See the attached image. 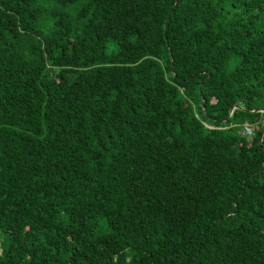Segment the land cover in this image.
I'll list each match as a JSON object with an SVG mask.
<instances>
[{
    "label": "trees",
    "instance_id": "obj_1",
    "mask_svg": "<svg viewBox=\"0 0 264 264\" xmlns=\"http://www.w3.org/2000/svg\"><path fill=\"white\" fill-rule=\"evenodd\" d=\"M263 110L264 0H0V264H264Z\"/></svg>",
    "mask_w": 264,
    "mask_h": 264
},
{
    "label": "built area",
    "instance_id": "obj_2",
    "mask_svg": "<svg viewBox=\"0 0 264 264\" xmlns=\"http://www.w3.org/2000/svg\"><path fill=\"white\" fill-rule=\"evenodd\" d=\"M247 133L249 134V135H253L254 134V129L252 128V127H247Z\"/></svg>",
    "mask_w": 264,
    "mask_h": 264
},
{
    "label": "water",
    "instance_id": "obj_3",
    "mask_svg": "<svg viewBox=\"0 0 264 264\" xmlns=\"http://www.w3.org/2000/svg\"><path fill=\"white\" fill-rule=\"evenodd\" d=\"M235 107H240L239 105L235 106ZM233 109L232 108V112H233ZM264 111V110H263ZM263 138H264V123H263V132H262V137H261V142L263 141Z\"/></svg>",
    "mask_w": 264,
    "mask_h": 264
}]
</instances>
